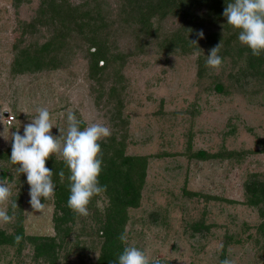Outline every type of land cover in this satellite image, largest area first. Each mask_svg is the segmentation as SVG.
Returning a JSON list of instances; mask_svg holds the SVG:
<instances>
[{
  "label": "rangeland",
  "instance_id": "374dc122",
  "mask_svg": "<svg viewBox=\"0 0 264 264\" xmlns=\"http://www.w3.org/2000/svg\"><path fill=\"white\" fill-rule=\"evenodd\" d=\"M217 1L216 10L207 0H176L147 24L138 0H64L65 22L73 10L92 13L82 17L89 25L63 28L48 22L40 0H0V172L18 205L15 220L0 225V233L14 235L0 244V264H96L103 250L104 194L91 200L88 217L71 210L57 232L56 197L41 198V212L32 209L26 174L11 163L12 133L23 135L40 107L49 109L53 136L66 134L72 111L81 130L104 124L124 140L125 154L147 157L139 205L126 210L123 250L135 246L160 264L264 262V219L246 203L244 188L252 174L264 175V74L251 72L246 49L238 53L246 46L221 12L233 0ZM93 33L110 57L97 73L88 49ZM219 43L223 65L216 70L206 60ZM51 57L56 67L46 65ZM198 150L211 156L199 158ZM46 162L66 166L55 155ZM36 236H56L53 256H37Z\"/></svg>",
  "mask_w": 264,
  "mask_h": 264
},
{
  "label": "clouds",
  "instance_id": "9594fccd",
  "mask_svg": "<svg viewBox=\"0 0 264 264\" xmlns=\"http://www.w3.org/2000/svg\"><path fill=\"white\" fill-rule=\"evenodd\" d=\"M223 15L227 24L239 30V41L251 49L253 56L264 54V0H233L224 9ZM204 38L202 30L196 33ZM191 44H198L191 40ZM221 44L210 49L207 55V66L219 70L223 65L220 52ZM38 115L24 126V134L18 131L12 133L11 163L18 165L17 174L24 173L30 186V205L36 211H42L43 200H51L55 196L56 185L53 182V172L46 167V161L53 155L62 158L70 171V196L68 207L78 216L88 217L89 204L95 196L107 191L106 185L99 181L102 172L103 151L101 142L109 138L111 129L101 123H92L80 129L81 121L74 112L67 113L68 128L66 134L52 135L55 127L47 107L36 109ZM0 113V117L3 116ZM64 172L60 171L61 180ZM12 191L8 180L0 179V225L10 224L15 220L16 200H12ZM9 205L12 215H9ZM119 239L127 242V234H121ZM17 244L21 237L16 236ZM118 264H160L158 258L150 259L144 251L135 246H126L118 257ZM220 264H233L230 259H223Z\"/></svg>",
  "mask_w": 264,
  "mask_h": 264
},
{
  "label": "trees",
  "instance_id": "16d2710c",
  "mask_svg": "<svg viewBox=\"0 0 264 264\" xmlns=\"http://www.w3.org/2000/svg\"><path fill=\"white\" fill-rule=\"evenodd\" d=\"M16 6H20L23 3L28 2L29 0H13ZM64 0H40V7L45 8L47 13L46 15L51 16L47 17L48 22L51 24L58 23L59 27L63 28L73 26H85L89 25L90 20H84L82 17L87 16L90 12L84 11L80 15H75V10H73V16L68 21L65 22V15L68 14L67 11H64ZM131 2L132 0H127ZM140 6L145 8L148 11V16L145 18V23L150 24L151 16L158 12L161 15H165L169 7L176 5V0H138ZM211 5L217 8L220 6V1L217 0H207ZM168 5V6H166ZM168 7V8H167ZM168 10V11H167ZM175 10L171 11L174 12ZM224 9L221 10L223 12ZM77 14V13H76ZM222 16L219 12L216 11V15ZM49 18L51 20H49ZM72 22V23H71ZM63 23V24H62ZM67 23H70V25ZM55 25V27H57ZM69 27V28H70ZM58 28V27H57ZM96 30H92L95 32ZM91 35V34H90ZM59 39L58 37H55ZM91 39V41H90ZM90 44L88 49L92 55V68L94 73L102 72L108 67V53L103 42L99 41V38L93 33L89 38ZM48 45V44H47ZM50 45V44H49ZM246 49V60L247 66L250 67L251 72L255 75L264 74V54L259 57L253 56L251 49L246 47L241 48L238 53L243 54V50ZM18 55V54H17ZM17 57L15 62L18 66H22L21 61L25 60L24 57L21 61H18ZM27 59L28 55H27ZM39 59V58H38ZM36 60L34 63L35 67H41L42 63L39 60ZM44 60V59H43ZM101 63V64H100ZM45 64V63H43ZM56 57H51L47 60V66L56 67L57 66ZM96 75V74H94ZM93 75V76H94ZM217 88L220 90L223 88L221 83L216 84ZM116 87L111 85L109 88V94L113 96L111 92ZM124 140L117 139L116 134L111 135L109 138L101 142V148L103 151V164L102 172L99 177L101 185L107 186V191L103 193L107 199L108 204L104 209V217L102 219V225L100 226L101 235L104 237V245L101 254L99 255L96 264H118V257L123 252L122 241L119 239L121 232L123 230L124 223L127 218L126 210L129 207H137L140 202V190L144 183V178L146 174V165L147 157L144 155H128L124 153ZM264 150V149H263ZM199 158H207L211 156L205 150H198L196 155ZM46 167L53 172V181H55L56 190V211L54 215L55 228L57 232L60 231V221L65 220V216L71 212V209L68 207L67 201L70 196V181L68 179L70 171L67 166L55 163L52 165L46 162ZM64 172V180L60 179L59 172ZM0 177L5 178V171L0 172ZM245 194H246V203L250 205L257 206L260 215L264 219V175L261 177L259 174L254 173L252 177L248 179L245 184ZM258 231L261 233L262 238H264V220L259 224ZM1 232V231H0ZM14 235L5 233H0V244L2 242H12ZM40 237H34L37 242V256L48 253L49 256H53L55 251L53 248L56 243V236L47 237L43 241H40ZM45 256V255H44ZM48 264H54V258H48ZM261 264H264L261 263Z\"/></svg>",
  "mask_w": 264,
  "mask_h": 264
},
{
  "label": "built area",
  "instance_id": "2783aa9c",
  "mask_svg": "<svg viewBox=\"0 0 264 264\" xmlns=\"http://www.w3.org/2000/svg\"><path fill=\"white\" fill-rule=\"evenodd\" d=\"M14 119L13 115H7L5 117V120L8 124L12 123V120Z\"/></svg>",
  "mask_w": 264,
  "mask_h": 264
},
{
  "label": "water",
  "instance_id": "95a60500",
  "mask_svg": "<svg viewBox=\"0 0 264 264\" xmlns=\"http://www.w3.org/2000/svg\"><path fill=\"white\" fill-rule=\"evenodd\" d=\"M6 114V113H5Z\"/></svg>",
  "mask_w": 264,
  "mask_h": 264
}]
</instances>
